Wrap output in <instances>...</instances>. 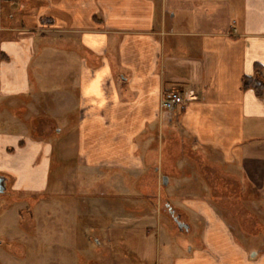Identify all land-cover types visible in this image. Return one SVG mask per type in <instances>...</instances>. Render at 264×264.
Segmentation results:
<instances>
[{"label": "crops", "instance_id": "obj_1", "mask_svg": "<svg viewBox=\"0 0 264 264\" xmlns=\"http://www.w3.org/2000/svg\"><path fill=\"white\" fill-rule=\"evenodd\" d=\"M257 67L264 92V0L0 1V104L49 81L73 105L75 90V148L87 169H141L161 96L175 91L185 99L180 138L229 186L263 193L264 97L242 88ZM14 127L0 124V176L12 195L47 189L55 145ZM184 210L202 222L201 237L169 264H264V249L237 239L213 205L192 198ZM104 216L107 229L128 224Z\"/></svg>", "mask_w": 264, "mask_h": 264}, {"label": "rangeland", "instance_id": "obj_2", "mask_svg": "<svg viewBox=\"0 0 264 264\" xmlns=\"http://www.w3.org/2000/svg\"><path fill=\"white\" fill-rule=\"evenodd\" d=\"M49 84L0 104V124L55 145L47 189L37 185V192L12 195L6 186L0 196V264H169L174 251L199 243L202 222L184 210L192 198L217 208L243 244L264 249V192L229 186L180 138L177 117L162 116L157 135L143 140L148 151H142L141 169H87L75 148L76 91L74 104L65 105ZM163 162L168 167L162 169ZM169 210L187 232L178 231ZM108 211L128 224L107 229Z\"/></svg>", "mask_w": 264, "mask_h": 264}, {"label": "built area", "instance_id": "obj_3", "mask_svg": "<svg viewBox=\"0 0 264 264\" xmlns=\"http://www.w3.org/2000/svg\"><path fill=\"white\" fill-rule=\"evenodd\" d=\"M6 3H16L19 0H1ZM185 99L181 97L178 92L169 91L163 93L159 103V110L161 115L169 122L173 121L177 116V110H182L184 107ZM98 243V242H97Z\"/></svg>", "mask_w": 264, "mask_h": 264}, {"label": "trees", "instance_id": "obj_4", "mask_svg": "<svg viewBox=\"0 0 264 264\" xmlns=\"http://www.w3.org/2000/svg\"><path fill=\"white\" fill-rule=\"evenodd\" d=\"M255 74H256V77L255 78H253V79H247V80H244L243 81V83H242V88L243 89H247V88H251V89H253L254 91H255V93L257 94V96H259V97H264V92L262 91V87H263V85H262V83L259 81V78L262 76V72L260 71V69L257 67L256 69H255ZM169 141V140H168ZM178 141H181L180 139H177V140H175L174 141V143H175V146L177 145V143H178ZM167 147H168V145H167ZM189 150V149H188ZM194 153L195 154V151H188V153ZM175 153V152H174ZM173 153V154H174ZM192 153V154H193ZM186 155V154H185ZM197 156H199L198 154H197ZM178 157H180V154L178 153H176L175 154V157H174V159H177ZM200 157V156H199ZM168 164L169 163H167V165L166 164H164V162L162 163V169L163 168H166V167H168ZM175 169V168H174ZM164 175H168V174H164ZM144 192V191H143Z\"/></svg>", "mask_w": 264, "mask_h": 264}, {"label": "water", "instance_id": "obj_5", "mask_svg": "<svg viewBox=\"0 0 264 264\" xmlns=\"http://www.w3.org/2000/svg\"><path fill=\"white\" fill-rule=\"evenodd\" d=\"M167 177L162 178V185L166 187L167 185ZM6 191V179L2 176H0V196H2ZM168 207V206H167ZM170 215L173 216V211L169 210ZM174 223L176 224V227L179 232H187L189 230V226L185 223H181L178 220V217L173 218Z\"/></svg>", "mask_w": 264, "mask_h": 264}, {"label": "flooded vegetation", "instance_id": "obj_6", "mask_svg": "<svg viewBox=\"0 0 264 264\" xmlns=\"http://www.w3.org/2000/svg\"><path fill=\"white\" fill-rule=\"evenodd\" d=\"M172 218H176V215L175 214H173V216H172ZM178 220L181 222V223H184L183 221H182V219L180 218H178Z\"/></svg>", "mask_w": 264, "mask_h": 264}]
</instances>
